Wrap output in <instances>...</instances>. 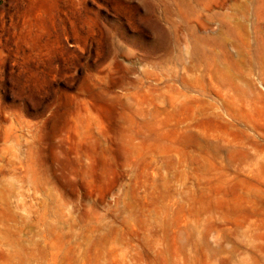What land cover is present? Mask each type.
I'll return each mask as SVG.
<instances>
[{
  "label": "rangeland",
  "instance_id": "1",
  "mask_svg": "<svg viewBox=\"0 0 264 264\" xmlns=\"http://www.w3.org/2000/svg\"><path fill=\"white\" fill-rule=\"evenodd\" d=\"M0 264H264V0H0Z\"/></svg>",
  "mask_w": 264,
  "mask_h": 264
}]
</instances>
